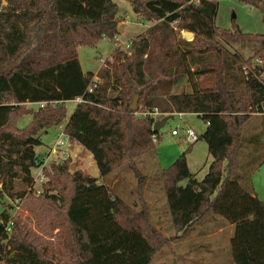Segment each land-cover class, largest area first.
<instances>
[{"label":"trees","instance_id":"trees-1","mask_svg":"<svg viewBox=\"0 0 264 264\" xmlns=\"http://www.w3.org/2000/svg\"><path fill=\"white\" fill-rule=\"evenodd\" d=\"M123 1L152 25L131 39L128 52L117 47L98 74H85L78 48L120 35L116 0H0V264H112L124 251L136 264H152L211 214L235 225L232 264H264V202L239 171L244 128L264 120V35L217 27L218 0ZM251 2L264 18V2ZM240 49L252 54L245 58ZM95 77L101 83L90 93ZM184 79L191 92L173 93ZM77 98L83 102L64 134L93 156L99 177L72 172L68 158L50 165L36 196L31 172L42 165L34 149L39 135L63 122L65 103ZM39 103L48 105L27 107ZM154 110L162 119L197 115L206 125L198 141L213 159L202 181L186 154L160 171L172 237L153 222L143 197L147 177L137 166L155 151L153 137L159 140L154 121L137 114ZM25 114L32 120L19 128ZM128 171L137 179L135 203L120 193ZM16 200L27 205L33 227L15 219L8 235Z\"/></svg>","mask_w":264,"mask_h":264},{"label":"rangeland","instance_id":"rangeland-1","mask_svg":"<svg viewBox=\"0 0 264 264\" xmlns=\"http://www.w3.org/2000/svg\"><path fill=\"white\" fill-rule=\"evenodd\" d=\"M262 1L264 2V0ZM116 2L120 7L119 16L122 20L120 35L114 40L103 38L96 47L80 46L78 48L80 64L85 74H98L105 66L106 61L111 60L112 54L117 47L124 51L123 47L126 42L131 41L139 34L145 33L146 29L152 25V23H146L140 17H137L126 1L116 0ZM263 19L261 10L255 7L251 0H218L215 25L219 28L232 30L237 27L244 33L264 35ZM184 34L185 32H181V37L185 38ZM230 49L234 51V48ZM239 52L243 53L245 58L252 54L248 49H240ZM190 90L191 85L187 79H184L173 88V93L189 92ZM77 105L78 103L75 101L65 103L66 119L59 125L49 129L47 133L40 134L41 144L35 146L34 149L39 157L49 158V165L56 163L51 162L53 160L62 162L69 158L73 165H76L75 170H81L93 177H99V171L93 156L82 152L83 149L80 146L71 145L68 140L65 141V145L61 148L64 151L63 153L59 151L56 156L50 155L59 136L64 134V128ZM27 107L33 111L40 109L39 104H31ZM31 120L32 115L25 114L19 121L18 127L25 128ZM183 121L184 123L177 116H169L166 124L159 131V140L154 142L155 151L137 160L140 172L147 177L143 193L144 200L150 206V214L157 229L168 237L174 236L175 231L163 184L159 178L160 171L168 169L182 154H186L187 164L191 173L195 175L198 181H202L207 175L213 160L204 140H199L194 145H190L186 141L185 131L180 130L178 136L172 135V131L180 126L191 128L198 136H201L206 130L205 123L195 114H183ZM254 121L256 123L254 127H252L253 123L250 122L244 128L245 145L239 155V171L241 178L248 177L251 179L255 191L259 194V199L264 202V120ZM253 129L255 134H252ZM253 135L254 137L251 138ZM39 172V168L33 169L31 172L33 178H36ZM127 173L129 174L125 175L126 179L122 183L124 187L120 189V193L123 194L122 197L128 203L129 201L135 203L137 202V179L132 172L128 171ZM186 184L187 181L181 183L182 186ZM40 187L41 185L38 182L36 188L40 189ZM21 210L22 212L20 211L16 217L32 228V214H30L25 203ZM210 216H213V214ZM220 218L224 221L222 217ZM186 241L187 238L172 242L154 257L152 264H198L196 262L198 257L201 256V250L195 244L185 243ZM223 250V258L226 259L230 256L232 263L230 243L224 246ZM111 262L112 264H136L135 261L127 257L125 251L121 252L118 258L113 259ZM145 263V258H141L138 264Z\"/></svg>","mask_w":264,"mask_h":264},{"label":"crops","instance_id":"crops-1","mask_svg":"<svg viewBox=\"0 0 264 264\" xmlns=\"http://www.w3.org/2000/svg\"><path fill=\"white\" fill-rule=\"evenodd\" d=\"M189 92H191V90ZM82 152L84 151L82 150ZM253 189L254 193L259 198V194L255 191L254 186ZM204 222L206 223L203 224ZM199 226H201V228H199ZM234 233L235 225L227 224L220 217L213 215L205 218L202 222L196 225L188 235L185 243L195 244V246L201 250V256L198 257L196 262L198 264H232L230 256L224 259L222 254L224 253L223 247L230 243Z\"/></svg>","mask_w":264,"mask_h":264},{"label":"built area","instance_id":"built-area-1","mask_svg":"<svg viewBox=\"0 0 264 264\" xmlns=\"http://www.w3.org/2000/svg\"><path fill=\"white\" fill-rule=\"evenodd\" d=\"M130 47H131V41H128L124 44V47H123V50L125 52H128L130 50ZM101 83V80L98 78V77H95L92 84L90 85L88 91L90 93H92L94 91V89L97 87V84ZM75 102L77 103H82L83 102V99L82 98H77L75 100ZM46 105H48L47 103H39V106L40 108H44ZM137 116L139 117H148V118H151L153 121H154V124L160 120H162V114H160L157 110H154L153 112H144V113H140V114H137ZM167 116H177L180 118V121L182 123H184L183 121V114L181 113H176V114H171V115H167ZM180 130H183L185 131V135H186V141L190 144V145H194L197 141H198V138L199 136L195 133V131H193L191 128H187V127H178L176 130H173L172 131V135L173 136H178L179 134V131ZM64 137H65V140H64ZM69 141L68 137L65 135V134H61L58 138V141L55 145V147L51 150V153L50 155H58V152L62 151L61 153H63L64 151L61 150V148L65 145V141ZM153 141L156 142V137H153ZM67 157V155H66ZM68 158V157H67ZM49 158L47 159H44L42 160V165L40 166V172L39 174L37 175L36 178H34V185H33V193L36 195V196H39L41 193H42V186L45 182H47V176H46V173L45 171L50 169V165L48 164V161ZM51 162H56V163H60L58 160H53ZM39 182V184L41 185L40 189L36 188V184ZM24 201H21V200H16V201H11L10 202V205H12V210H11V216H12V219L10 220V222L6 225L5 227V230H6V233L8 235H11L13 233V229L15 227V219H18L17 214L21 211L22 212V208L24 206Z\"/></svg>","mask_w":264,"mask_h":264},{"label":"water","instance_id":"water-1","mask_svg":"<svg viewBox=\"0 0 264 264\" xmlns=\"http://www.w3.org/2000/svg\"><path fill=\"white\" fill-rule=\"evenodd\" d=\"M184 37L186 40H191L193 38V33H190V32H185L184 34ZM138 102H139V95H135L133 97V100L130 104V110L132 112H136L137 111V108H138ZM168 117H165L163 118L162 120L156 122L153 126V131L154 132H159L160 129L166 124L167 120H168ZM75 168H76V165H72V168H71V171L74 172L75 171Z\"/></svg>","mask_w":264,"mask_h":264}]
</instances>
